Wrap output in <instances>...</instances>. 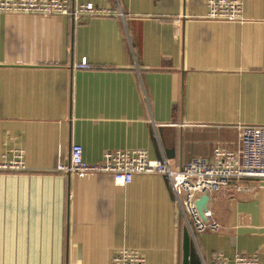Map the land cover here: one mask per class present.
Instances as JSON below:
<instances>
[{
    "label": "crops",
    "instance_id": "obj_1",
    "mask_svg": "<svg viewBox=\"0 0 264 264\" xmlns=\"http://www.w3.org/2000/svg\"><path fill=\"white\" fill-rule=\"evenodd\" d=\"M242 22L204 19L205 0H72L121 17L0 14V264H111L120 248L145 264H184L186 229L169 180L58 173L73 144L87 163L142 149L180 166L238 146L237 125L264 126V0H239ZM81 61L88 69L75 67ZM215 194L220 226L189 238L187 264L222 253L264 264V181Z\"/></svg>",
    "mask_w": 264,
    "mask_h": 264
},
{
    "label": "built area",
    "instance_id": "obj_2",
    "mask_svg": "<svg viewBox=\"0 0 264 264\" xmlns=\"http://www.w3.org/2000/svg\"><path fill=\"white\" fill-rule=\"evenodd\" d=\"M210 21L242 22L239 0H205ZM0 14L32 15L41 18L66 16L73 22L91 17H121L113 10L97 8L92 3L73 4L72 0H0ZM88 69L86 61L75 65ZM238 146L234 150L217 145L212 156L194 158L180 166L167 159L152 160L142 149L107 151L97 163H87L80 145L70 147L67 163L58 162L55 170L78 178L108 174L117 186H126L137 174L165 176L170 183L175 201L180 208L189 238L201 233H216L220 226L210 210V199L217 193L241 195L256 189L252 183L264 181V126L237 125ZM27 170L23 151L16 149L3 155L1 172L22 173ZM208 195L209 200L202 213L197 202ZM111 264H145L141 253L134 249L120 248L111 257ZM201 264H259L256 254H236L232 258L217 253L211 263Z\"/></svg>",
    "mask_w": 264,
    "mask_h": 264
},
{
    "label": "water",
    "instance_id": "obj_3",
    "mask_svg": "<svg viewBox=\"0 0 264 264\" xmlns=\"http://www.w3.org/2000/svg\"><path fill=\"white\" fill-rule=\"evenodd\" d=\"M208 200H209L208 195H205L197 202V208L200 213H202L203 209H205ZM183 253H184V264H187L188 255H189V235L186 229L184 230V235H183Z\"/></svg>",
    "mask_w": 264,
    "mask_h": 264
}]
</instances>
